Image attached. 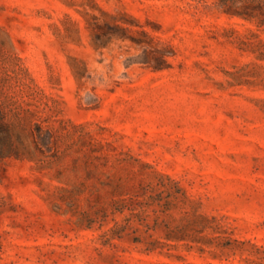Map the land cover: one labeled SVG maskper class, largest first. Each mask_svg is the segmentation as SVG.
Here are the masks:
<instances>
[{"label":"rangeland","instance_id":"rangeland-1","mask_svg":"<svg viewBox=\"0 0 264 264\" xmlns=\"http://www.w3.org/2000/svg\"><path fill=\"white\" fill-rule=\"evenodd\" d=\"M0 264H264V0H0Z\"/></svg>","mask_w":264,"mask_h":264}]
</instances>
